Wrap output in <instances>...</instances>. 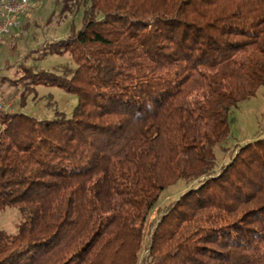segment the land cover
Here are the masks:
<instances>
[{
  "label": "trees",
  "instance_id": "obj_1",
  "mask_svg": "<svg viewBox=\"0 0 264 264\" xmlns=\"http://www.w3.org/2000/svg\"><path fill=\"white\" fill-rule=\"evenodd\" d=\"M55 5L83 9L80 26L2 80L23 86L20 107L40 85L77 104L52 119L0 111V212L20 214L15 232L0 229V264H264V138L224 165L216 154L232 109L264 86V0ZM49 55L75 65L45 69Z\"/></svg>",
  "mask_w": 264,
  "mask_h": 264
},
{
  "label": "rangeland",
  "instance_id": "obj_2",
  "mask_svg": "<svg viewBox=\"0 0 264 264\" xmlns=\"http://www.w3.org/2000/svg\"><path fill=\"white\" fill-rule=\"evenodd\" d=\"M82 11L83 9L77 14L60 15L55 0H38L36 8L24 18V22L29 23L28 27L24 28V34H12L0 40V101L5 104L6 110L14 112L20 110L21 113L38 119H52L55 109L65 112L68 116L72 114L77 104V97L74 94L57 87L40 85L37 91L27 99L26 105L20 107L19 101L23 86L20 83L15 85L13 82L3 81L2 77L16 80L22 73H16L19 69L13 66L14 63L32 49L39 47L43 41L66 36L72 22L80 26ZM36 55L37 53H33L32 57ZM31 62L33 59L30 57L27 63ZM40 65L45 69L60 72L63 66H74L75 64L69 55H49L40 62ZM257 138H264V86L259 88L254 97L240 102L232 109L231 132L223 143L228 151L216 149L219 166L229 161L230 153L235 150L236 145ZM186 188L185 183L179 181L161 193L159 204L146 224L143 255L147 252L149 237L163 210ZM19 221L20 214L14 208H7L0 212V229L13 233Z\"/></svg>",
  "mask_w": 264,
  "mask_h": 264
},
{
  "label": "built area",
  "instance_id": "obj_3",
  "mask_svg": "<svg viewBox=\"0 0 264 264\" xmlns=\"http://www.w3.org/2000/svg\"><path fill=\"white\" fill-rule=\"evenodd\" d=\"M38 0H0V40L12 34H24V18L34 10ZM0 101V111H5Z\"/></svg>",
  "mask_w": 264,
  "mask_h": 264
}]
</instances>
